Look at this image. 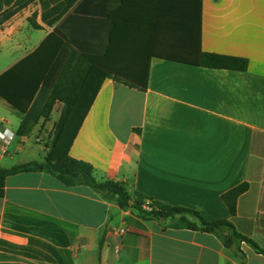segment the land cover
<instances>
[{
  "label": "crops",
  "instance_id": "obj_1",
  "mask_svg": "<svg viewBox=\"0 0 264 264\" xmlns=\"http://www.w3.org/2000/svg\"><path fill=\"white\" fill-rule=\"evenodd\" d=\"M43 41L97 52L110 43L127 69L143 72L147 63L145 91L103 80L69 149L96 181H122L207 221L229 220L264 249V0H79L51 26L35 3L0 27V55L9 59L0 74ZM198 51L245 58L248 67L196 66ZM61 107L30 135L39 124L53 126ZM21 117L0 100V125L15 135L0 142L1 169L45 157L47 147L35 160L30 135H16ZM243 182L249 189L231 218L222 195ZM121 228L128 231L113 233ZM240 250L213 234L142 219L45 172L5 179L0 264H264L246 244Z\"/></svg>",
  "mask_w": 264,
  "mask_h": 264
},
{
  "label": "trees",
  "instance_id": "obj_2",
  "mask_svg": "<svg viewBox=\"0 0 264 264\" xmlns=\"http://www.w3.org/2000/svg\"><path fill=\"white\" fill-rule=\"evenodd\" d=\"M78 2L79 0H0V27L18 12L35 3L40 6L42 22L51 26ZM32 26L38 28L35 24ZM53 37L55 34L48 36L49 39ZM111 53L110 43L104 46L102 52H97L95 49L72 45V41H43L27 57L0 74V100L22 116L16 130L17 136H29L40 119L49 121L55 104L62 105L59 117L53 124L43 161H31L9 169L0 168V199L8 176L45 172L67 187H89L103 200L115 203L121 210H131L142 219L162 221L165 228L213 234L226 248L234 249L237 253H241L240 246L244 243L255 253L264 256V249L239 233L231 221H207L196 211L167 206L136 191L130 192L127 184L122 181L107 179L98 182L90 164L69 155L73 140L104 79L110 78L139 91L147 88V63L143 72H133L127 69L125 63L114 59ZM191 64L234 71H245L248 67L245 58L201 51H198ZM248 189L249 184L243 182L222 195L231 218L236 215L238 198Z\"/></svg>",
  "mask_w": 264,
  "mask_h": 264
},
{
  "label": "rangeland",
  "instance_id": "obj_3",
  "mask_svg": "<svg viewBox=\"0 0 264 264\" xmlns=\"http://www.w3.org/2000/svg\"><path fill=\"white\" fill-rule=\"evenodd\" d=\"M7 57L8 56L6 54L0 55V68L4 67L9 62V59H7ZM57 115H58V111L54 110L50 116V120L54 121L57 118ZM52 127L53 126H51V124H48V126L46 127L42 124H39V126L36 127V130L32 133V135H30V139L27 142V146H31L32 148H34L33 151H31V153L32 156H35L34 157L35 160L42 161V159H39L38 154L40 156L44 154L46 144L48 143L52 133ZM37 139L40 140L37 141ZM17 140L18 139L16 138L14 145L16 144ZM27 155L29 156V154Z\"/></svg>",
  "mask_w": 264,
  "mask_h": 264
},
{
  "label": "built area",
  "instance_id": "obj_4",
  "mask_svg": "<svg viewBox=\"0 0 264 264\" xmlns=\"http://www.w3.org/2000/svg\"><path fill=\"white\" fill-rule=\"evenodd\" d=\"M14 133L12 131H10L8 128L3 127L2 125H0V142L3 145H8L14 138ZM145 209H148V207H145ZM128 230L126 228H121V229H115L113 230L114 234L117 235H123L127 232ZM114 253L117 254L119 251V246H115L114 247Z\"/></svg>",
  "mask_w": 264,
  "mask_h": 264
}]
</instances>
